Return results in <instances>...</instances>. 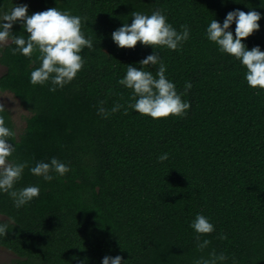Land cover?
<instances>
[{"label":"trees","instance_id":"trees-1","mask_svg":"<svg viewBox=\"0 0 264 264\" xmlns=\"http://www.w3.org/2000/svg\"><path fill=\"white\" fill-rule=\"evenodd\" d=\"M14 3L27 4L29 15L56 7L84 18L81 30L94 46L82 50L76 77L55 91L50 81L30 83L38 52L13 53L11 39L0 46L7 67L0 92L13 93L29 111L18 131L0 104L14 133L9 162H27L15 188L40 189L20 208L0 193V223L7 224L0 247L15 254L10 264H101L116 255L125 264H194L212 251L223 252L225 264H264V90L250 87L246 67L206 36L211 20L222 24L229 11L256 10L260 28L242 41L264 51V0H0V8ZM157 9L177 31H190L177 50H160L166 77L190 102L183 117L139 114L128 108L132 89L118 83L127 64L140 67L153 49L139 41L118 47L111 33L131 24L133 11ZM12 32L28 35L19 23ZM157 68L143 66L153 76ZM101 101L107 118L98 114ZM117 104L123 107L111 112ZM52 157L70 171L53 173L52 181L29 171ZM197 214L215 226L201 236L210 241L203 251L190 227Z\"/></svg>","mask_w":264,"mask_h":264},{"label":"clouds","instance_id":"clouds-1","mask_svg":"<svg viewBox=\"0 0 264 264\" xmlns=\"http://www.w3.org/2000/svg\"><path fill=\"white\" fill-rule=\"evenodd\" d=\"M131 16L133 17L131 24L124 23L111 33L113 42L121 48H134L139 41L142 45H150L153 52L139 61L140 67L127 64L125 75L118 81L124 87L132 89L135 103H130L128 108L153 119L167 118L170 115L186 116L190 102L182 100L183 94L178 93L174 82L166 77V65L162 62L160 50L162 48L177 50L189 39V28L182 25L183 30L177 31L159 9L153 11L151 15L133 11ZM261 16L262 13L256 10L245 12L235 9L226 14L222 24L213 19L206 29L208 40L214 42L221 52L230 54L246 67L247 84L258 90H264V51H261L259 45L249 50L242 38L259 30L258 21ZM83 19L70 14L68 10L61 11L56 7L31 15L28 14L27 4H15L9 10L0 8V45L11 39L15 45L13 53L19 52L31 58L34 52H38L40 66L30 73V83L44 85L50 81L54 87L49 90L55 91L56 87H63L76 77L84 65L82 50L92 49L94 46L92 39L86 37L81 30ZM233 22L236 25L235 35L230 30ZM16 23L21 24L26 30L28 33L26 37L13 34L12 27ZM145 65H158L156 75L144 71ZM191 87V83L186 82L185 92ZM100 104L98 114L107 118L109 111L102 106V101ZM121 107L123 106L117 104L113 106L111 112L114 113ZM128 108L124 109L125 113ZM0 111H3L2 106ZM13 135L4 118L0 116V193H7L12 198L14 206L20 208L37 198L40 189L37 185H29L19 190L15 188L16 183L22 178L27 162H9V157L16 151V146L9 143ZM167 158L168 154L164 153L158 157V161L163 162ZM29 171L45 181H52L53 173L63 176L70 169L65 163L52 157L49 162L37 161ZM190 227L196 233L197 248L203 251L210 241L208 239L201 241V236L214 232V224L206 216L197 214ZM3 235H7V224L0 223V236ZM227 259L223 252L217 254L212 251L207 257L201 256L196 259L194 264H225ZM125 261L120 255L105 256L101 264H125Z\"/></svg>","mask_w":264,"mask_h":264},{"label":"rangeland","instance_id":"rangeland-1","mask_svg":"<svg viewBox=\"0 0 264 264\" xmlns=\"http://www.w3.org/2000/svg\"><path fill=\"white\" fill-rule=\"evenodd\" d=\"M4 68H0V74ZM0 103L8 107L13 115L18 131H21L26 124L25 118L29 111L23 107L20 100L11 92L0 93ZM15 254L5 247H0V264H10Z\"/></svg>","mask_w":264,"mask_h":264},{"label":"flooded vegetation","instance_id":"flooded-vegetation-1","mask_svg":"<svg viewBox=\"0 0 264 264\" xmlns=\"http://www.w3.org/2000/svg\"><path fill=\"white\" fill-rule=\"evenodd\" d=\"M10 42V39L6 42V43H4L3 45H5V44H7V43H9ZM0 46H2V45H0ZM0 68H4V71L0 74V76L6 71V69H7V67L4 65V64H2V63H0ZM5 92H9V91H5ZM0 93H2V92H0ZM0 104H2V103H0ZM4 105V104H3ZM8 108V107H7ZM1 218V217H0Z\"/></svg>","mask_w":264,"mask_h":264}]
</instances>
